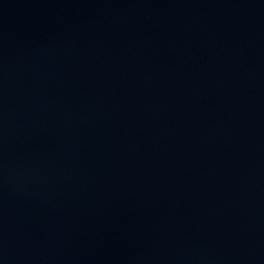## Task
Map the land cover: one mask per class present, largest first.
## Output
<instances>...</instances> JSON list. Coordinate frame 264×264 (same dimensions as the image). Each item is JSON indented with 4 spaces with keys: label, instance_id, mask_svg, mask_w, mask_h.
<instances>
[{
    "label": "water",
    "instance_id": "95a60500",
    "mask_svg": "<svg viewBox=\"0 0 264 264\" xmlns=\"http://www.w3.org/2000/svg\"><path fill=\"white\" fill-rule=\"evenodd\" d=\"M0 264H264V0H0Z\"/></svg>",
    "mask_w": 264,
    "mask_h": 264
}]
</instances>
